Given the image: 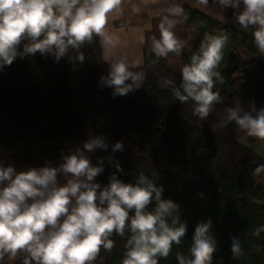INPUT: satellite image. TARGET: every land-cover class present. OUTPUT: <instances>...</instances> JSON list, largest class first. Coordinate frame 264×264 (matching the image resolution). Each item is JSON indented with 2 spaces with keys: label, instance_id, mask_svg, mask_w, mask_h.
I'll return each mask as SVG.
<instances>
[{
  "label": "trees",
  "instance_id": "obj_1",
  "mask_svg": "<svg viewBox=\"0 0 264 264\" xmlns=\"http://www.w3.org/2000/svg\"><path fill=\"white\" fill-rule=\"evenodd\" d=\"M165 16L178 21L173 31L184 47L179 56L158 58L152 51L153 37L159 38ZM121 24L125 20L114 22ZM206 34L227 37V43L216 69L222 82L214 85L221 102L200 120L192 102L181 103L173 97L172 85L162 83L172 80L179 87L182 66L199 52ZM79 51L83 63L67 55L57 62L51 54L37 53L18 56L0 72V160L17 170L58 167L63 155L82 148L90 136H101L108 148L89 154L93 165L100 158L104 161L97 182L106 185L116 172L108 162L112 157L122 168L116 172L119 179L134 183L143 172L163 187L162 198L179 205L186 235L167 258H158V264H179L178 254L190 258L195 228L209 219L217 248L212 264H264V232L253 235L264 224V176L252 175L264 158L240 142L247 135L234 122L221 127L230 108H264V54L255 46L252 29L241 28L238 18L223 21L188 5L180 16L151 18L142 64L132 69L142 72L144 80L125 96L113 97V89L101 83L109 66L100 37L94 35ZM69 55L74 58L77 52L70 50ZM117 141L123 150L114 152ZM58 179L66 180L62 174ZM154 206L155 201L149 207ZM129 235L127 229L123 237L113 233L111 252L101 246L92 264H122ZM232 237L241 241L242 257L233 258ZM24 255L18 254L21 264ZM4 264L16 263L6 258Z\"/></svg>",
  "mask_w": 264,
  "mask_h": 264
},
{
  "label": "clouds",
  "instance_id": "obj_2",
  "mask_svg": "<svg viewBox=\"0 0 264 264\" xmlns=\"http://www.w3.org/2000/svg\"><path fill=\"white\" fill-rule=\"evenodd\" d=\"M207 5L208 0H199ZM221 5L243 8L238 23L247 31L252 29L255 46L264 54V0H219ZM123 0H0V72L10 67L16 58L53 55L55 61L69 56V60L83 63L79 50L93 37H100L108 63V73L101 83L113 89V97L125 96L134 87H141L144 74L132 69L126 57L117 54V38L108 34L110 15L120 10ZM177 6L170 10L180 16ZM186 18V17H185ZM177 20L165 16L159 23V38L153 37L152 51L156 57L169 53L179 56L184 44L173 29ZM227 37L205 35L199 52L182 66L181 83L164 80L162 86L172 85V95L181 103L192 102L193 114L206 120L221 96L214 91L216 80L222 77L216 69L223 57ZM21 45L23 47L21 48ZM70 50L77 55L73 58ZM131 81V82H129ZM234 122L247 136L264 141V108L250 111L230 108L221 127ZM97 148L107 149L101 136H90L83 147L62 156L58 167L46 165L17 170L13 164L0 160V264L5 259L15 261L24 253L23 264H92L101 246L109 252L113 233L125 242L122 264H158V258H167L173 245H180L187 232L181 222L179 205L172 199L162 198L163 187L143 172L134 183L119 179L122 171L118 161L108 158L116 172L102 186L96 181L104 171L103 158L93 165L90 153ZM123 150L121 141L113 151ZM66 180L61 183L58 177ZM155 175V173L153 174ZM254 178L264 176V163L252 173ZM202 195V193H201ZM155 201V206L150 205ZM212 221L195 228L190 258L178 254L179 264H212L217 251L216 241L210 234ZM264 232V224L256 227L253 235ZM233 258L243 256L241 241L232 237Z\"/></svg>",
  "mask_w": 264,
  "mask_h": 264
},
{
  "label": "crops",
  "instance_id": "obj_3",
  "mask_svg": "<svg viewBox=\"0 0 264 264\" xmlns=\"http://www.w3.org/2000/svg\"><path fill=\"white\" fill-rule=\"evenodd\" d=\"M187 5L193 9L201 10L211 17L215 16L212 15L213 11L225 12V18L229 17L227 20L238 18V14L243 8L242 3L240 8H233L231 5H221L219 0H208L207 5H202L199 0H123L120 10L124 13L122 18L125 20V24L115 26L114 22L118 20H113L110 16L106 30L113 38H117L123 47H128L124 42L134 43L133 48L137 46V54L135 49L134 56L137 59L139 57L136 65L140 66L141 58H143L144 35L145 31L150 28L151 18L170 13V10L177 6L184 10ZM122 36L124 39L121 40Z\"/></svg>",
  "mask_w": 264,
  "mask_h": 264
},
{
  "label": "rangeland",
  "instance_id": "obj_4",
  "mask_svg": "<svg viewBox=\"0 0 264 264\" xmlns=\"http://www.w3.org/2000/svg\"><path fill=\"white\" fill-rule=\"evenodd\" d=\"M213 13L214 14H212V15H215L214 17L217 19H220L223 21L229 19V17L225 18V16H224L225 12L213 11ZM110 16H112L113 20L117 19L119 21V20H123L122 16H124V13H123V11L119 10V11L112 13ZM122 39H124L123 36L121 37V40ZM124 43H125V45H128V47H126V46L123 47L121 44H118V47L116 49L117 54L121 57H126L129 63H135L136 64V61L139 60V57L137 59L134 56L135 49L137 46H134V48H133V45H135L134 43H131V42H124ZM136 54H137V49H136ZM142 60H143V58H141V62H142ZM240 142L264 158V141H261L259 139L253 138V137L244 136V137L240 138ZM14 262L16 264H21L18 257Z\"/></svg>",
  "mask_w": 264,
  "mask_h": 264
}]
</instances>
